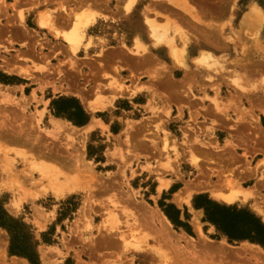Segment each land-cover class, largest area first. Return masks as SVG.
I'll return each mask as SVG.
<instances>
[{"label":"rangeland","instance_id":"obj_1","mask_svg":"<svg viewBox=\"0 0 264 264\" xmlns=\"http://www.w3.org/2000/svg\"><path fill=\"white\" fill-rule=\"evenodd\" d=\"M200 1L225 16L232 0ZM166 2L0 0V264H264L262 246L228 242L193 203L203 194L264 222V18L241 24L264 0H234L242 49L226 52L219 27L203 36L215 55L201 64L180 12L200 20L197 9ZM41 12L53 26L38 24ZM73 31L83 34L76 49L63 36ZM59 98L88 121L56 115ZM155 211L175 246L160 239Z\"/></svg>","mask_w":264,"mask_h":264},{"label":"trees","instance_id":"obj_2","mask_svg":"<svg viewBox=\"0 0 264 264\" xmlns=\"http://www.w3.org/2000/svg\"><path fill=\"white\" fill-rule=\"evenodd\" d=\"M52 104L56 109V115H63L76 125H83L89 119V115L72 98H59ZM193 203L195 208L203 209V220L213 224L219 234L226 236L228 242L248 240L264 248V222L249 210L220 204L203 194L195 196ZM163 211L175 226H180L190 233V226L187 222L180 220V211L177 208L168 204ZM186 219L187 215H185ZM10 251L15 252L13 240ZM29 260L33 262L31 258Z\"/></svg>","mask_w":264,"mask_h":264},{"label":"bare ground","instance_id":"obj_3","mask_svg":"<svg viewBox=\"0 0 264 264\" xmlns=\"http://www.w3.org/2000/svg\"><path fill=\"white\" fill-rule=\"evenodd\" d=\"M166 6H168L167 4H166ZM166 6H163V4L161 5L160 4V7L161 8H163V9H170V6H168V7H166ZM173 13H175V12H173ZM264 18V13H262V11L261 10H259V9H252V10H250V11H247L244 15H243V18H242V21H241V24L242 25H245V24H252V23H254V22H256L257 21V19H259V18ZM182 18V17H181ZM37 21H38V24L40 25V26H42V27H45V26H47V27H51V26H53V23H52V19H51V17L48 15V13L47 12H41L39 15H38V18H37ZM186 21V20H185ZM184 21V22H185ZM147 22H148V24H150V27H151V29H152V31H153V34H154V36H155V38H156V32H155V30H154V27H155V25H154V22H152L151 20H147ZM186 23V22H185ZM188 23V22H187ZM153 25H154V27H153ZM53 29V28H52ZM55 35H58V31L56 32L55 31ZM63 36H64V39H65V41L68 43V45L71 47V48H73V49H76L77 47H78V45H79V43H80V41H81V39H82V37H83V34H82V32L81 31H73V32H71L70 34L69 33H64L63 34ZM170 39H172V38H170ZM207 42V41H206ZM154 43L155 44H157L158 42H156V40L154 41ZM185 45H186V42L184 43ZM136 45H137V47H142V46H144L145 44H144V42L140 39V38H138L137 37V39H136ZM203 45H202V43H198V47H199V56H197V57H195V59H196V61L198 62V63H204L205 61H207L209 58H211V57H213V55H215L211 50H209V49H207V47L206 48H204V47H202ZM168 47H169V51L171 52V55H173V56H175V59L176 58H178L179 56V54H181L180 52H179V54L177 53V50H179L178 48H176L175 47V45L172 43V41L171 40H169V42H168ZM184 47V46H183ZM182 50L184 51V48H182ZM180 51V50H179ZM177 60V59H176ZM216 67H218V69L216 68ZM216 69H215V71L216 72H221V64L218 62L217 63V65H216ZM219 68H221L220 70H219ZM28 72V71H27ZM262 80L264 81V77L262 78ZM81 97V96H80ZM79 97V98H80ZM84 97V96H83ZM83 100V99H82ZM89 104V103H88ZM76 148V147H75ZM54 159H57V157L56 158H54ZM75 161H77V160H75ZM65 167H67V168H74L75 167V164L73 163V164H70V165H65V164H63ZM70 185V184H69ZM64 187H65V185H64ZM67 187V186H66ZM73 187V186H72ZM71 187V188H72ZM69 188V187H68ZM71 190V189H70ZM213 196L216 198V199H218V200H221V201H224V202H232V201H234L236 198H237V195L235 194V193H217V192H214L213 193ZM185 199V197L183 196V193H182V191H180V192H178V193H175V195H174V201L175 202H177L178 204H180L183 200ZM150 218H151V220L156 224H154L155 226H157V231H158V233H160L159 234V237H160V239L162 240V242L163 243H167V244H170V245H172V243H173V245L175 246V244H174V241H172L171 240V238H170V236L172 235L171 233V230H170V227H169V223H168V220H167V218L162 214V213H160L159 211H155V212H153V213H151V215H150ZM183 240H186V238L185 237H183L182 238ZM187 241V240H186ZM175 243H178V241H176V239H175ZM175 248V247H174ZM177 250H178V248H177ZM166 257H168L169 258V260L170 259H173V261H174V258L172 257V258H170L169 256H167V255H165ZM173 261H172V263H173Z\"/></svg>","mask_w":264,"mask_h":264},{"label":"crops","instance_id":"obj_4","mask_svg":"<svg viewBox=\"0 0 264 264\" xmlns=\"http://www.w3.org/2000/svg\"><path fill=\"white\" fill-rule=\"evenodd\" d=\"M188 2L190 4H192L197 9V15L200 19V20H197L191 14L180 10L181 14L184 15L186 17V20H187V21H185L186 24L184 25L185 28L188 30L189 33L194 34V35L196 33V35H197V39H195V37H192V44L193 45H196L198 43L200 44V42L203 43L204 45H211L208 42V40H210L209 38H206V39L203 38L204 34H211L214 31L218 30L219 27H221L224 29V32H226L227 36L229 35V37L231 38V40L230 39L226 40L227 41L226 43L223 42L224 45L226 46L225 47L226 52H234L236 50L240 51L242 49V45L244 44V41L246 40V30L244 28H240V24L237 23V25H236V23L234 21V18H233L234 0H232L228 4V6L225 10V13H224L225 16H221L218 13L214 14L211 11L206 10L202 6V2L200 0H188ZM166 3H168L170 6L177 7V6H175V4L168 2V0ZM178 3H180V2H178ZM241 16H240V19H241ZM235 30L238 33L242 30L241 34L244 38L243 41L233 40L234 37L236 38V31ZM232 56H235L234 53ZM248 73L249 72H247V75H248L247 77L251 76ZM182 74H184V73H182ZM263 110L261 111L262 115H264ZM200 123L203 124V126H206L208 124V121L205 124L204 122H202L200 120ZM3 250L5 252V248H3Z\"/></svg>","mask_w":264,"mask_h":264}]
</instances>
